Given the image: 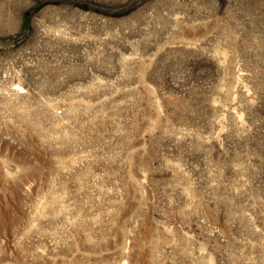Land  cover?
<instances>
[{
    "label": "rangeland",
    "instance_id": "obj_1",
    "mask_svg": "<svg viewBox=\"0 0 264 264\" xmlns=\"http://www.w3.org/2000/svg\"><path fill=\"white\" fill-rule=\"evenodd\" d=\"M0 264H264V0H0Z\"/></svg>",
    "mask_w": 264,
    "mask_h": 264
}]
</instances>
